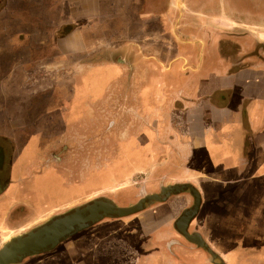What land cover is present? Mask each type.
<instances>
[{
	"label": "crops",
	"instance_id": "crops-1",
	"mask_svg": "<svg viewBox=\"0 0 264 264\" xmlns=\"http://www.w3.org/2000/svg\"><path fill=\"white\" fill-rule=\"evenodd\" d=\"M71 3L77 18L57 22L51 12L68 0H0V236L49 216L40 183L52 168L70 183L80 155L98 157L93 172L127 156L114 185L130 200L102 188L57 209L99 196L127 206L191 184L200 204L186 230L219 258L179 232L194 205L183 191L103 218L28 264H264V0Z\"/></svg>",
	"mask_w": 264,
	"mask_h": 264
},
{
	"label": "water",
	"instance_id": "water-1",
	"mask_svg": "<svg viewBox=\"0 0 264 264\" xmlns=\"http://www.w3.org/2000/svg\"><path fill=\"white\" fill-rule=\"evenodd\" d=\"M189 191L194 197V205L185 210L180 218L179 232L188 240L206 248L212 257L219 258L198 235L188 234L186 227L200 204L198 190L191 184H174L161 188L158 193L142 196L133 204L120 206L108 197L99 196L89 201L54 214L45 221L23 230L3 243L0 249V264H15L23 258L51 250L59 242L103 218H119L131 215L154 202L166 200L170 195ZM219 264H225L221 261Z\"/></svg>",
	"mask_w": 264,
	"mask_h": 264
},
{
	"label": "rangeland",
	"instance_id": "rangeland-1",
	"mask_svg": "<svg viewBox=\"0 0 264 264\" xmlns=\"http://www.w3.org/2000/svg\"><path fill=\"white\" fill-rule=\"evenodd\" d=\"M73 1L76 2V0H73ZM79 10L80 9L78 7H76L74 4L71 3V0H68V4L65 6L64 11H62V12H51L52 13L51 18L55 19L57 22H61V21L63 22L67 18L70 21H73L74 19L77 18L76 15H78ZM55 29L57 30L56 32L59 33L60 30H62V27L57 25L55 27ZM136 30H134L132 27H129L127 29L128 32L133 31L131 34L132 36L136 35ZM74 33H75L74 35L76 36L77 35L76 32H74ZM62 44L65 45V43H62ZM89 46H90V44L87 45L86 48H88ZM68 48H72V46L69 44ZM40 109H41V107L36 111V113H35L36 115H38L39 112H40V114L43 112V111H40ZM42 110H43V107H42ZM51 112H53V111H51ZM40 122L41 121H39V123ZM37 123L30 124L29 125L30 128H28V129L21 128L20 131L22 132V134L24 132L32 134L34 132L35 127L43 126L41 124L37 125ZM45 129L47 131V126L45 127ZM61 130H62L61 124H59V123L55 124L54 123L52 125V131L53 132L59 133V132H61ZM106 131H107V127H105V130H104L105 133H101V134H106L107 133ZM59 139L60 138L58 137L57 143L60 142ZM49 141L54 143L56 141V139L55 138H53V139L48 138V140H46L45 142H49ZM134 142H136V141H134ZM134 142H131L132 143L131 146H134V144H133ZM58 156L63 157L64 155L58 154ZM58 156L53 155V160L55 162H58V160H59V159H57V158H59ZM79 158H80V162L78 164L79 167L75 171L74 175H73V173H68V176H70V174H72V180L73 181H71V182L69 181L70 183H67L68 182L67 177L63 176L61 173H58V172L56 173L53 168L49 172H47L48 174H46L44 176V179L41 180L40 185H41L42 189L40 191H42L43 193L46 192L44 194V195H46V198H45L46 201H44V202L47 203L48 208H51L52 212L46 218L37 219L36 221H34V223L32 225H34V226L38 225L39 223L45 221L47 218L51 217L54 214L62 213L71 207L77 206L78 204H70V205H67L65 207H59L58 209L56 207V206H60L61 204L63 205V204L68 203V201L71 199H75L77 197L83 196L87 191L91 192L90 195H87V196L91 197L93 195L98 196L99 194H102L103 193V192H101L102 188H108L109 191L114 192L120 188L126 187V185H123L124 183H119L117 185H114V184L121 182V181H124L125 180L124 178L129 175L128 174L129 171H126L127 166L129 165L127 163V156H124L122 158V160L116 162L115 167H113L112 165H108L107 160H106V161H104L106 166L103 168H99V170H96L95 172H93L91 169H87V167H93L94 164L97 163L98 157L92 158L91 161L88 158V155H80ZM87 158L89 159V161ZM99 158L104 159L107 157L101 156ZM116 160H117V157H116ZM90 162H91V164L89 166L88 163H90ZM83 165H86L87 171H85V168H81V167H83ZM83 175L84 176L86 175L85 181H83L82 183H79V180L82 179V177H84ZM38 178H39V176L37 175L36 176V181H37L36 185L40 181V179H38ZM77 183H79V184H77ZM132 183L134 184V182H132ZM98 186L101 187V189L93 190V191L90 190V189L96 188ZM129 188H131V187H129ZM124 190H122V192ZM103 194H108V193H103ZM38 195L40 196V194H38ZM128 196H129V194L125 193V195L123 196V199H122L124 201H121V202L126 203L127 199H125V198ZM106 197H108V196H106ZM32 227L33 226H30V228H32ZM23 228H25V227L23 226V227L19 228L20 229L19 231H23ZM12 233L15 234V233H19V232L18 231L15 232L13 230H9V229L7 230L6 229V233L3 236H1V239H0V247L8 239L7 236L11 235ZM246 242H251V241H246Z\"/></svg>",
	"mask_w": 264,
	"mask_h": 264
},
{
	"label": "flooded vegetation",
	"instance_id": "flooded-vegetation-1",
	"mask_svg": "<svg viewBox=\"0 0 264 264\" xmlns=\"http://www.w3.org/2000/svg\"><path fill=\"white\" fill-rule=\"evenodd\" d=\"M126 188V189H125ZM127 190L128 189V187L126 186V187H123V188H120V189H118V190H116V191H114V192H111V191H104L105 193H108L107 195H109V197H111V196H115L117 199H119V200H121V201H123L122 199H123V196L124 195H122V190ZM120 191V192H119ZM130 197L128 196V200H130L129 199ZM133 198V197H132ZM125 199H127V198H125ZM120 205H122V203H120ZM125 205V204H124ZM5 233H6V230L4 231ZM4 233V234H5ZM3 234V235H4ZM2 236V235H1ZM1 236H0V239H1ZM28 259H29V256H27V257H25V258H23L22 260H20L19 262H17V263H15V264H28Z\"/></svg>",
	"mask_w": 264,
	"mask_h": 264
},
{
	"label": "bare ground",
	"instance_id": "bare-ground-1",
	"mask_svg": "<svg viewBox=\"0 0 264 264\" xmlns=\"http://www.w3.org/2000/svg\"><path fill=\"white\" fill-rule=\"evenodd\" d=\"M16 234H17V233H16ZM16 234H13V235H11L10 237H8V239H7L6 241H8L9 239H11V237H13V236L16 235ZM6 241H5V242H6ZM5 242H4V243H5ZM2 247H3V246H2ZM2 247H1V248H2ZM1 248H0V249H1Z\"/></svg>",
	"mask_w": 264,
	"mask_h": 264
}]
</instances>
